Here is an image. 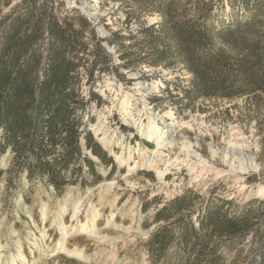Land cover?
<instances>
[{
    "label": "rangeland",
    "instance_id": "obj_1",
    "mask_svg": "<svg viewBox=\"0 0 264 264\" xmlns=\"http://www.w3.org/2000/svg\"><path fill=\"white\" fill-rule=\"evenodd\" d=\"M10 50L17 51V65L29 58L33 110L41 101L44 115H71L80 155L56 189L36 169L35 157L23 167L21 151L7 146L0 130V163L10 154L7 167L0 168V242L6 253H16L10 233L17 230L33 261L24 225L33 226L19 209L20 196L32 208L34 223L44 227L42 205L47 202L54 214L74 187L65 216L71 225L78 197L94 188L80 215L86 222L89 205L101 209V185L115 181L114 189L104 191L108 206L99 220L100 232L113 241L75 236L71 248L82 247L91 261L60 255V264H264V198L240 188L264 186V0H0V54ZM139 81L156 113L174 111L176 142L192 141L205 160L225 171L222 177L209 173L192 182L196 173L182 166L171 168L168 186L141 169L133 187L126 183L127 168L101 146L94 127L105 116L107 127L125 142L154 147L118 111L120 86L135 95ZM233 143L239 146L230 148ZM211 144L219 153L215 159ZM227 150L255 159L258 171L233 174L222 158ZM100 168L109 169L107 178ZM130 209L135 218L107 225L111 214ZM240 216L247 221L232 223L231 234L221 233L228 225L221 219ZM48 222L46 242L54 246L60 233ZM164 228L167 245L154 243ZM56 257L50 264L59 262Z\"/></svg>",
    "mask_w": 264,
    "mask_h": 264
},
{
    "label": "bare ground",
    "instance_id": "obj_2",
    "mask_svg": "<svg viewBox=\"0 0 264 264\" xmlns=\"http://www.w3.org/2000/svg\"><path fill=\"white\" fill-rule=\"evenodd\" d=\"M113 84L114 82L110 79L107 81L108 88H110ZM160 85V83H157V85H154V88H157ZM135 87V91L137 93L135 95H137V97L128 92H123L122 87L120 86L121 94L118 93L116 96V100L118 101V111L122 120L137 130L141 140L153 144L154 147L142 145L140 142H138L135 146H132L131 143L125 142L124 137H118L115 132H111L112 130L107 127V118L105 116L100 117L98 124L94 127V133L101 146L114 156L117 164L127 168V174L123 176L126 183L132 185L133 187L135 183L132 180L137 176L138 170L141 169L145 170L147 173L154 172L158 182L162 185H167L166 179L172 172L171 168L175 167L176 169L181 170L182 166L188 170L189 174L196 173V176L191 179L192 182H197V178L199 176L209 173L216 175V177H222L225 171L217 169L213 164L205 160L203 156L195 150V145L192 141L184 139L183 141L177 143L176 139L173 138L175 137L174 134L176 132L174 111L169 109L166 113H164V116L156 113L153 108L150 107L148 100L146 99L149 95L147 94L149 91L147 86L139 81L135 84ZM238 146L239 145L237 143H233L230 148H236ZM116 148L121 149L120 154L116 153ZM175 148H177L179 152L173 157L172 153ZM210 152L213 159L217 158L219 155L218 150L215 149L212 144L210 145ZM9 156L10 154L8 152L2 159L0 168L7 167ZM222 158L230 167L233 174H245L249 171V169L258 171V163L255 159H246L242 155L239 156L235 150H227L223 152ZM241 158L243 160H241ZM95 160L99 161L97 158H95ZM100 170L104 178H107L109 175V169L104 170L103 168H100ZM238 179L243 180V177H238ZM115 185V181H104L101 185L102 194L100 192L101 195L99 194V196H101V198L98 200V202L100 201L101 203V209L106 207L105 205L108 203L106 200L108 201L109 199H106V197H104L105 195L103 196L104 191L110 192L114 189ZM191 187H193V185H191ZM240 188L243 192L250 190V193H254L256 197L264 198L263 185H257L251 189L249 187L247 188L246 185H243L240 186ZM74 189L75 188L72 187L68 190L64 197L63 204L54 214L51 213L47 202L42 205L41 211L44 227L37 226L36 223H34L32 208L23 204L22 196L19 197V209L28 215L33 226L31 228V226L27 223L26 226L24 225L27 231L25 239L29 251L31 252V255H33V261L30 262L25 254L24 245L19 237L20 234L17 230L11 229V237H15L11 238V242L16 250V253H6L7 246H2L0 242V264H19V262L20 264H50L53 261L50 262L48 259L55 256L59 259V262L55 264H60V261L65 260V258L60 255H67L84 261H91L93 256L87 255V253L81 249L82 247L79 248L76 244V247L74 246L71 248L72 238L84 235L90 239L98 240L100 242L110 243L113 241L110 239V235H103L102 232H100L99 220L103 216L101 209L98 208L99 206L96 207L95 205H89V208L86 211V222L80 221L81 211L85 204L90 201L94 193V188L88 189L85 196L78 197L79 201L73 203V223L68 225L65 222V216L69 212L68 202L72 197ZM154 195L158 196L159 194ZM114 200V203L112 200L113 205H115L117 199L114 197ZM112 203L109 205L112 206ZM133 215L134 213L131 209L128 212L113 213L110 215V219L107 218V225L116 227L118 225V219H128L130 217L133 219V217L135 218ZM47 222L51 223V226H54L60 233V239H58L54 246H49L46 242L49 236L45 227ZM129 229L126 230V232H128ZM34 230L40 234V237L35 235Z\"/></svg>",
    "mask_w": 264,
    "mask_h": 264
},
{
    "label": "trees",
    "instance_id": "obj_3",
    "mask_svg": "<svg viewBox=\"0 0 264 264\" xmlns=\"http://www.w3.org/2000/svg\"><path fill=\"white\" fill-rule=\"evenodd\" d=\"M16 55L15 50L0 54V130L4 131L7 146H12L14 151L15 148L21 151L23 167L35 157L36 169L47 175L56 189H62V184L58 183L62 172L80 155L78 140L74 139L75 123L70 114L44 115L41 101L35 111L33 110L35 99L28 72L29 58L20 66L15 63ZM30 171L33 172V167H30ZM160 215L159 212L157 216ZM245 221V216L221 219L219 223H228L225 229L222 227L221 233L231 234L234 232L232 223L238 225ZM200 226L205 228L204 223ZM164 232H167L165 228L158 231L153 237V242L167 245L168 237L162 238Z\"/></svg>",
    "mask_w": 264,
    "mask_h": 264
}]
</instances>
